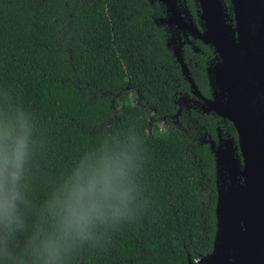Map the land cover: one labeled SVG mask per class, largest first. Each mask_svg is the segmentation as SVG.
I'll list each match as a JSON object with an SVG mask.
<instances>
[{
    "label": "trees",
    "instance_id": "trees-1",
    "mask_svg": "<svg viewBox=\"0 0 264 264\" xmlns=\"http://www.w3.org/2000/svg\"><path fill=\"white\" fill-rule=\"evenodd\" d=\"M187 3L201 29L196 0ZM163 19L158 0H0V98L34 118L47 176L69 171L105 134L134 129L141 140L145 209L67 264H190L212 250L216 167L204 139L217 125L236 132L194 108L173 117L191 89L174 48L181 44L189 75L211 97L206 66L216 54L199 39L197 52L182 41L171 48Z\"/></svg>",
    "mask_w": 264,
    "mask_h": 264
},
{
    "label": "clouds",
    "instance_id": "clouds-1",
    "mask_svg": "<svg viewBox=\"0 0 264 264\" xmlns=\"http://www.w3.org/2000/svg\"><path fill=\"white\" fill-rule=\"evenodd\" d=\"M35 121L0 98V264H67L85 244L134 222L146 207L134 129L105 134L59 177L41 169Z\"/></svg>",
    "mask_w": 264,
    "mask_h": 264
},
{
    "label": "water",
    "instance_id": "water-1",
    "mask_svg": "<svg viewBox=\"0 0 264 264\" xmlns=\"http://www.w3.org/2000/svg\"><path fill=\"white\" fill-rule=\"evenodd\" d=\"M159 1L167 12L162 21L213 48L216 61L207 68L211 98L189 75L181 44L173 53L204 111L230 121L238 140L234 145L229 138L217 147L206 140L216 167V232L211 252L188 261L264 264V0H230L232 17L224 0H196L201 29L187 9L175 7V0Z\"/></svg>",
    "mask_w": 264,
    "mask_h": 264
},
{
    "label": "flooded vegetation",
    "instance_id": "flooded-vegetation-1",
    "mask_svg": "<svg viewBox=\"0 0 264 264\" xmlns=\"http://www.w3.org/2000/svg\"><path fill=\"white\" fill-rule=\"evenodd\" d=\"M160 3L163 4L162 2H160ZM163 6L165 7V17H166L167 16L166 6L164 4H163ZM181 8H182V10L183 9H187L188 12H189V14H190V16H192V14L190 12V9L188 7L187 0H185V2H183V0H182V6H181ZM184 14L185 13H181V17L185 21V18L183 17ZM162 23L163 24H166L167 25V28L173 34L172 39L169 40V42H168L169 45L171 46V48L174 47V46H177L180 43V41H184L183 46L189 45L191 47V49H193L194 51H196V52L199 51V49L196 47L198 45H196V43H195V41L197 39H195L191 35H189V32L186 31V33H184V31H182V29H180L177 24H174V23H169L168 24V23H165L164 21H162ZM175 60L178 63L177 59H175ZM215 61H216V57H213L211 59V61L207 64L206 70H207L208 66L214 64ZM178 65L180 67V71L182 72L180 63H178ZM186 65H187V63H186ZM187 68L189 69L188 65H187ZM210 94H212V91L210 92ZM203 96L206 97V98H211V95L210 96L203 95ZM175 104H176V113L173 115V117L174 118H177V119H178L179 116H182V113H184L186 111L189 114L190 109H192V108L197 109L201 113H205V114L213 113L212 111H210V112H205L204 111L205 106L202 105L201 99L198 98V97H196L192 93V90L191 89H190V94H180L179 96H177V100H175ZM213 114H215V113H213ZM222 120H227V119L222 118ZM235 132H236V130H235ZM205 136H207V138H205L204 141L205 140L210 141L212 139L210 137V134H207ZM229 138H233L234 145H237V143H238L237 133H236V137L234 138V136H231V134L228 132L227 129L226 130H223L222 127H220L219 125H217L216 126V132H215V138L212 139L214 141L215 147H217L219 144L223 145V143L225 142V140L226 139H229Z\"/></svg>",
    "mask_w": 264,
    "mask_h": 264
},
{
    "label": "rangeland",
    "instance_id": "rangeland-1",
    "mask_svg": "<svg viewBox=\"0 0 264 264\" xmlns=\"http://www.w3.org/2000/svg\"><path fill=\"white\" fill-rule=\"evenodd\" d=\"M175 7L178 8L179 10H181V6H182V0H175V3H174ZM181 14V12L179 13ZM181 16V15H180ZM179 16L176 15V19H178ZM180 21L183 22L182 20V17H180Z\"/></svg>",
    "mask_w": 264,
    "mask_h": 264
}]
</instances>
